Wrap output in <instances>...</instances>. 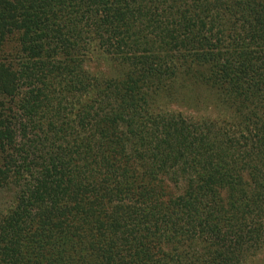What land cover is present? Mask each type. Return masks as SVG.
Segmentation results:
<instances>
[{
	"label": "trees",
	"instance_id": "obj_1",
	"mask_svg": "<svg viewBox=\"0 0 264 264\" xmlns=\"http://www.w3.org/2000/svg\"><path fill=\"white\" fill-rule=\"evenodd\" d=\"M1 194L0 264H264V0H0Z\"/></svg>",
	"mask_w": 264,
	"mask_h": 264
},
{
	"label": "rangeland",
	"instance_id": "obj_2",
	"mask_svg": "<svg viewBox=\"0 0 264 264\" xmlns=\"http://www.w3.org/2000/svg\"><path fill=\"white\" fill-rule=\"evenodd\" d=\"M7 195L4 194L0 195V209H6L8 206L11 205L12 200L10 199V196Z\"/></svg>",
	"mask_w": 264,
	"mask_h": 264
}]
</instances>
